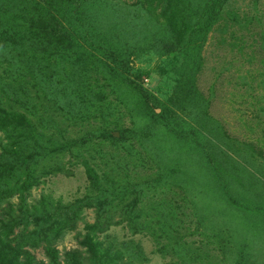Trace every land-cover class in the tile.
<instances>
[{"label": "rangeland", "instance_id": "374dc122", "mask_svg": "<svg viewBox=\"0 0 264 264\" xmlns=\"http://www.w3.org/2000/svg\"><path fill=\"white\" fill-rule=\"evenodd\" d=\"M143 5L0 0V32L19 48L37 49L6 73L0 67V88L13 95H0V109L25 114L23 100L32 99L29 119L51 115L47 133L33 138L40 147V134L71 139L90 127L123 134L66 153L64 173L40 177L23 203L17 195L4 201L0 220L19 205L31 211L97 195L93 178L110 200L108 228L91 232L96 211L84 208L72 229L49 237L59 261L77 251L88 264L89 235L111 264H264V0H226L207 23L190 22L185 46L168 54L162 45L173 39L171 28ZM54 21L61 43L43 25ZM127 79L158 98L168 124L142 114ZM89 91L92 103L84 98ZM25 132L21 127L19 138ZM6 143L0 131V147ZM8 206L13 213L3 211ZM32 227L17 224L10 236ZM43 247L23 249L47 263Z\"/></svg>", "mask_w": 264, "mask_h": 264}, {"label": "trees", "instance_id": "16d2710c", "mask_svg": "<svg viewBox=\"0 0 264 264\" xmlns=\"http://www.w3.org/2000/svg\"><path fill=\"white\" fill-rule=\"evenodd\" d=\"M144 2V8L156 21L171 28L170 37L171 39L173 38V41L165 40L162 45L168 54L174 53L185 46V38L183 40L182 38L190 22L207 23L215 15V12L218 14L226 0H205L206 3L201 7L194 6L191 0H144ZM190 4L194 6L191 9L189 8ZM192 10H195V14H198L196 18ZM43 25L46 29H50L53 38L55 37L56 41L61 43L62 32L59 24L54 21L50 25L44 22ZM6 35L0 32V67L3 68L2 70L5 73L8 69L14 67L13 63L20 62V56L23 57L24 53L33 56L37 53V49L31 44H23V48H19L14 39L6 37ZM9 54L15 55L17 59H10ZM27 74L31 76L29 71ZM127 82L139 99V107L142 114L150 121H160L165 125L168 124L164 108L158 98L133 79H127ZM38 87L37 83H35L33 88L36 90ZM90 92H87L84 97L88 103L93 102L90 100ZM0 95L8 100L13 98V95L7 94L2 88H0ZM1 101L2 98L0 97V103ZM23 102L27 104H24L25 114H19L12 108H9L8 112L0 109V131L7 140V143L0 147V210L1 204L15 195L19 196L20 202L23 203L24 193L31 187L38 185L40 177L61 171L64 173L65 169L60 161L66 153L70 155L74 153L81 154L87 148L92 149L93 146L106 141L112 144L123 137L120 130L118 131V137L113 130H93L90 125L88 126L90 127L89 129L71 139L57 133L47 134L46 138L44 134H40L38 138L45 143L44 147H40L33 138L37 135V132H46L55 120L50 115L52 119L39 118L32 121L33 119H29V116L33 117L31 116L32 113L27 109L28 105L32 109V99L23 100ZM53 106L55 111L58 106L55 103L51 105V107ZM33 110H36V107H33ZM43 115L47 116L48 114L44 112ZM21 127L23 130L26 129V135H23L24 139L19 138ZM30 136H32V139ZM90 180L93 187L98 190L97 195H89L85 199L65 205L51 204L45 208L40 206V209L34 208L35 210L31 211H25L19 205L16 215L11 214V217L1 219L0 264H83L81 259L84 257L77 251L64 253L63 260L59 261L58 251L50 246L49 237L53 233L61 232L64 229H72L78 213L84 208H94L96 211L97 221L87 225L91 232H103L108 228L105 216L108 213L109 197H103L106 190L99 186L95 179L90 178ZM135 200L136 198H133L134 202ZM134 202L133 206L137 204ZM3 211H6V213L14 212L11 206L6 207ZM102 222L104 223L102 224ZM17 224H32L33 227L30 231L11 237L13 228ZM41 243H44L43 249L48 259L47 263L36 260L33 254L23 249L24 245L36 248ZM84 244L88 246L90 255L88 264H111L107 250H100L97 243L91 241L89 235H86Z\"/></svg>", "mask_w": 264, "mask_h": 264}]
</instances>
